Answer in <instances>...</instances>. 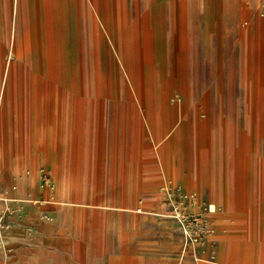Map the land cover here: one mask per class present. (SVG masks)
I'll use <instances>...</instances> for the list:
<instances>
[{"label":"rangeland","instance_id":"rangeland-1","mask_svg":"<svg viewBox=\"0 0 264 264\" xmlns=\"http://www.w3.org/2000/svg\"><path fill=\"white\" fill-rule=\"evenodd\" d=\"M119 256L264 264V0H0V264Z\"/></svg>","mask_w":264,"mask_h":264},{"label":"built area","instance_id":"built-area-1","mask_svg":"<svg viewBox=\"0 0 264 264\" xmlns=\"http://www.w3.org/2000/svg\"><path fill=\"white\" fill-rule=\"evenodd\" d=\"M43 172V171H42ZM50 180L51 178L49 177L48 173H46L44 176H43V186L46 185V184H49L50 183ZM168 191H169V194L171 196H174L176 198V195H177V188L174 187V186H169L168 188ZM194 195V194H193ZM193 195H185V198H187L188 200H192L193 199ZM207 223L203 222L201 223V225H199L198 229H199V233H204V231L206 230V225ZM7 228H9V226H7ZM199 236H196V238H198Z\"/></svg>","mask_w":264,"mask_h":264},{"label":"bare ground","instance_id":"bare-ground-1","mask_svg":"<svg viewBox=\"0 0 264 264\" xmlns=\"http://www.w3.org/2000/svg\"><path fill=\"white\" fill-rule=\"evenodd\" d=\"M76 33V32H75ZM107 62V61H106ZM143 75V74H142ZM121 199V198H120ZM210 208L212 211H215L217 208H216V204H211L210 205ZM98 216V215H97ZM126 246V245H125ZM120 255V254H119ZM125 257L124 256H119V257H115V258H111V262L112 264H122V263H125Z\"/></svg>","mask_w":264,"mask_h":264},{"label":"crops","instance_id":"crops-1","mask_svg":"<svg viewBox=\"0 0 264 264\" xmlns=\"http://www.w3.org/2000/svg\"><path fill=\"white\" fill-rule=\"evenodd\" d=\"M53 168L55 169V171L57 172V170H56V168H55V165H53ZM169 170V169H168ZM170 171V170H169ZM175 171V170H174ZM171 172V171H170ZM171 174H173L174 175V172L172 173L171 172ZM185 179V176L183 175V180ZM29 181V180H28Z\"/></svg>","mask_w":264,"mask_h":264}]
</instances>
